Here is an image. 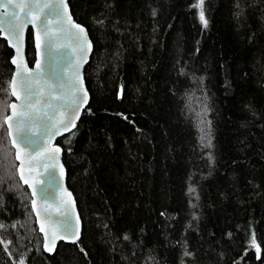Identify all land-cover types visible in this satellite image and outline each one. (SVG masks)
<instances>
[{
    "label": "trees",
    "instance_id": "obj_1",
    "mask_svg": "<svg viewBox=\"0 0 264 264\" xmlns=\"http://www.w3.org/2000/svg\"><path fill=\"white\" fill-rule=\"evenodd\" d=\"M68 2L94 46L57 140L81 238L43 251L4 126L0 264H264V0ZM11 57L0 37V124Z\"/></svg>",
    "mask_w": 264,
    "mask_h": 264
},
{
    "label": "water",
    "instance_id": "obj_2",
    "mask_svg": "<svg viewBox=\"0 0 264 264\" xmlns=\"http://www.w3.org/2000/svg\"><path fill=\"white\" fill-rule=\"evenodd\" d=\"M39 2L52 4L54 8L58 5L60 15L57 16L55 13L49 15L51 11L49 9L33 10L32 15H26L27 8L15 9L13 5L8 6V11H16L20 19L26 21L19 38L0 31L1 39L6 41L7 46L12 50L13 72L11 81L16 79V90L20 92V77H17L16 73L27 74V70H31L33 76L39 75L40 83L43 85L44 98L47 99L48 92L52 91L53 88H56L53 96L66 95L69 92V85L75 80L87 93L80 105L79 112L75 114V116H78L74 119L76 125L90 101V92L85 81V67L93 53V42L87 28L75 20L68 0H63V3L60 0H39ZM4 11L5 9L0 7V15ZM45 21L50 31L55 33L58 38V43L51 48L44 31ZM74 24L80 25L85 30L87 40L90 42V47L87 44L84 46L87 53L86 58L72 35V33L79 32V29L73 27ZM29 30L33 34L35 50V59L32 65L29 64L27 58V34ZM77 67L79 68L78 77L75 74ZM80 95L83 96V92ZM12 97L13 101L9 105L16 104L19 106L20 101L15 96ZM52 103L56 105L60 102L53 100ZM11 112L12 109L9 108L7 115H11ZM62 113L63 115L61 113L56 114V120L66 119L69 116L67 110L62 109ZM49 114H52L51 111ZM53 122L55 123V121ZM14 123L15 121H13ZM73 128L70 127V130H64L63 127H60L58 132L56 128H51L49 131L55 134L43 136L39 125H36L34 135H39V142L34 145H27L17 137V144L20 145L19 149L12 144L11 137L8 135L14 150L18 178L29 190L32 213L36 220L38 232L43 238L42 248L49 255L55 253L60 242L78 243L83 229L75 195L67 184V170L63 163V148L57 143L59 138L71 132ZM56 148H59L60 151H53ZM17 152H19V159H17ZM21 175H23V179H21ZM25 180L28 183H25ZM34 190L36 195H33ZM65 213L68 214L72 226L71 234H65L61 223L65 218ZM41 226H43L44 231H41Z\"/></svg>",
    "mask_w": 264,
    "mask_h": 264
},
{
    "label": "snow or ice",
    "instance_id": "obj_3",
    "mask_svg": "<svg viewBox=\"0 0 264 264\" xmlns=\"http://www.w3.org/2000/svg\"><path fill=\"white\" fill-rule=\"evenodd\" d=\"M60 2L63 3V0H60ZM200 3L202 4L203 0H200ZM9 5H13L15 9L27 8L26 15H32L33 10L39 11L43 9L51 10L49 15L53 13L57 16L60 15L58 5L54 8L52 4L46 2L40 3L39 0H0V7L5 9L4 13L0 15V31L7 32L17 38H19V34L23 30L26 21L21 20L16 11H8ZM200 18L206 26L207 21L204 18L203 12H201ZM73 27L79 29V32L72 33V35L78 42L80 50L84 52V57L86 58L87 53L84 46L87 44L90 47L87 34L80 25L74 24ZM44 31L48 38L50 48L56 45L58 43L57 35L50 31L46 21L44 22ZM75 74L77 77L79 76L78 67L75 70ZM16 76L20 77L19 87L21 91L17 92L16 90V79L9 82V91L12 96H15L20 101V105H6L5 110L11 108L12 112L11 115L4 117V122L0 124V128H3L5 125L7 126V133L11 137L12 144L17 149L20 148V145L17 144V137H19L22 143L27 145H34L39 142V135H34L36 125H39L43 136L54 135L55 133L49 131L51 128H56L58 132L60 127H63L64 130H70V127H75L74 119L78 118L75 114L79 112L80 105L87 95L86 91L75 80L69 85V92L66 95L60 94L53 96V92L56 91V88H53L52 91L48 92L47 99H45L43 85L40 83L39 75L33 76L31 70H27V74L17 72ZM81 92H83V96L80 95ZM53 100L59 101L60 103L54 105L52 103ZM18 108L20 109L19 111L17 110ZM62 109L67 110L69 116L66 119L56 120L57 113L63 115ZM50 111L52 113L51 115L49 114ZM13 121H15L14 124ZM53 151L59 152L60 149L56 148ZM19 158V152H17V159ZM21 179H23V175H21ZM24 182L28 183L27 180ZM33 195H36L35 190L33 191ZM33 203L35 204V201ZM61 223L65 234H71L72 226L67 213H65V218ZM41 231H44L43 226H41ZM20 264H24V261L21 260Z\"/></svg>",
    "mask_w": 264,
    "mask_h": 264
},
{
    "label": "rangeland",
    "instance_id": "obj_4",
    "mask_svg": "<svg viewBox=\"0 0 264 264\" xmlns=\"http://www.w3.org/2000/svg\"><path fill=\"white\" fill-rule=\"evenodd\" d=\"M4 165V164H3ZM5 168V167H4ZM13 172H14V170H13ZM15 174L17 175V166L15 167ZM30 200H31V198H30Z\"/></svg>",
    "mask_w": 264,
    "mask_h": 264
},
{
    "label": "flooded vegetation",
    "instance_id": "obj_5",
    "mask_svg": "<svg viewBox=\"0 0 264 264\" xmlns=\"http://www.w3.org/2000/svg\"><path fill=\"white\" fill-rule=\"evenodd\" d=\"M28 35V34H27Z\"/></svg>",
    "mask_w": 264,
    "mask_h": 264
}]
</instances>
